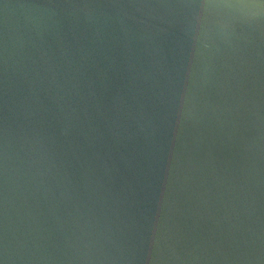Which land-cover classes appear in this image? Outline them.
Masks as SVG:
<instances>
[{"label":"water","instance_id":"obj_1","mask_svg":"<svg viewBox=\"0 0 264 264\" xmlns=\"http://www.w3.org/2000/svg\"><path fill=\"white\" fill-rule=\"evenodd\" d=\"M0 264H264V0H0Z\"/></svg>","mask_w":264,"mask_h":264}]
</instances>
